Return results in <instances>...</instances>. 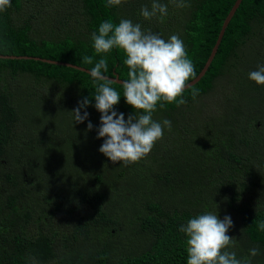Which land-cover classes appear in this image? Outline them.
<instances>
[{
    "label": "trees",
    "instance_id": "trees-1",
    "mask_svg": "<svg viewBox=\"0 0 264 264\" xmlns=\"http://www.w3.org/2000/svg\"><path fill=\"white\" fill-rule=\"evenodd\" d=\"M159 2L168 5L162 20L140 14L152 0H11L0 12V55L16 56L0 58V264H187L179 227L205 211L231 217L237 258L257 247L252 264H264V85L248 75L264 64V0L241 1L185 104L158 102L153 119L170 120L171 130L137 162L99 151L89 72L35 59L90 70L82 57L102 55L91 33L128 18L165 40L178 34L196 77L235 0ZM125 59L113 49L105 75L125 80ZM113 86L118 113H142ZM85 97L89 116L76 123L71 110Z\"/></svg>",
    "mask_w": 264,
    "mask_h": 264
},
{
    "label": "clouds",
    "instance_id": "clouds-1",
    "mask_svg": "<svg viewBox=\"0 0 264 264\" xmlns=\"http://www.w3.org/2000/svg\"><path fill=\"white\" fill-rule=\"evenodd\" d=\"M125 0H106V7L120 6ZM175 7L190 5L185 0H171ZM11 7V0H0V12ZM140 14L147 20L154 17L163 19L168 14V5L152 0L151 8L144 5ZM95 53L102 54L94 63L93 56H83L85 64L94 65L89 75L96 85L95 108L101 113L97 138H105L99 151L112 162L129 164L137 162L150 153L154 144L162 139L164 129L171 130L172 122L168 119L156 121L153 113L163 109L166 103L177 106L187 101L183 94L189 87V81L195 77V66L187 54L186 45L178 34L167 40L159 33L143 29L140 23L121 18L116 24L103 21L98 30L91 33ZM113 49L125 53L124 64L128 66L127 78L122 82L123 97L133 109L143 110L141 114H130L125 119L124 113L115 109L121 93L113 85L108 72L107 56ZM249 79L258 85H264V64L249 72ZM199 89H193L192 96L198 95ZM91 103L88 97L78 102V107L71 110L74 122L83 123L89 116L85 110ZM91 121L87 129L91 130ZM233 227L229 215L221 219L218 212L205 211L187 220L179 227L186 235L187 264H252L251 258L260 254L257 247L249 249V256L237 258L235 251H230L236 244L235 237L227 235ZM258 229L264 231V221L258 222ZM30 264H38L35 258H28Z\"/></svg>",
    "mask_w": 264,
    "mask_h": 264
},
{
    "label": "water",
    "instance_id": "water-1",
    "mask_svg": "<svg viewBox=\"0 0 264 264\" xmlns=\"http://www.w3.org/2000/svg\"><path fill=\"white\" fill-rule=\"evenodd\" d=\"M242 0H235L233 6L231 7L230 11L228 12L227 16L224 18L221 29L218 33V37L216 39L215 45L213 46L204 66L202 67V69L200 70V72L197 74L196 77H194L191 81H189V87L194 85L197 81L200 80V78L205 74V72L207 71L215 53L216 50L218 48V45L221 41V38L223 36L224 30L228 25V22L230 21L231 17L233 16L234 12L236 11L237 7L239 6V4L241 3ZM0 58H16V56L13 55H0ZM17 58H31L28 56H17ZM35 59L41 60V61H45L48 63H54V64H60V65H66V66H70L79 70H83L86 72H90V70L85 69L81 66L78 65H74L72 63H65V62H61V61H54V60H48V59H44V58H39V57H35ZM109 77V76H108ZM110 79H112L114 82H118L120 84H122L123 80L118 78V75H115L114 77H109Z\"/></svg>",
    "mask_w": 264,
    "mask_h": 264
},
{
    "label": "rangeland",
    "instance_id": "rangeland-1",
    "mask_svg": "<svg viewBox=\"0 0 264 264\" xmlns=\"http://www.w3.org/2000/svg\"><path fill=\"white\" fill-rule=\"evenodd\" d=\"M245 68H247L246 66H244ZM222 82L224 83V80H222ZM100 146L102 145V144H99ZM225 216V215H224Z\"/></svg>",
    "mask_w": 264,
    "mask_h": 264
},
{
    "label": "flooded vegetation",
    "instance_id": "flooded-vegetation-1",
    "mask_svg": "<svg viewBox=\"0 0 264 264\" xmlns=\"http://www.w3.org/2000/svg\"><path fill=\"white\" fill-rule=\"evenodd\" d=\"M9 189H10V187H8L6 191H8Z\"/></svg>",
    "mask_w": 264,
    "mask_h": 264
}]
</instances>
